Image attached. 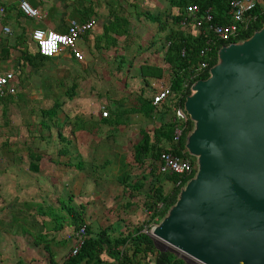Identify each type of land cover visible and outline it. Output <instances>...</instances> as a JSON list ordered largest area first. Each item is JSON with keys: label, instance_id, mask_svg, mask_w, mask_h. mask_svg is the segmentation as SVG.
<instances>
[{"label": "crops", "instance_id": "1", "mask_svg": "<svg viewBox=\"0 0 264 264\" xmlns=\"http://www.w3.org/2000/svg\"><path fill=\"white\" fill-rule=\"evenodd\" d=\"M19 1L0 0V8L4 9L0 25V43L9 35L4 34L2 28L8 27L10 34L19 37L21 44L18 48L23 50L29 43L35 45L31 34L36 29L65 32L70 20L83 23L76 17L72 18L76 10L85 9L86 13L91 14L88 20L96 21L94 30L86 40L81 39V36L77 43L78 49L84 55L83 62L76 61L67 51L53 57L65 62L64 64L51 62L50 58V61L45 62L46 64L38 62L40 67L35 69L26 63L16 62L20 53L11 54L9 58L0 60V65L4 66L5 70L10 68L11 70L7 72L14 74L16 89L15 95L12 96L14 103H7L5 115L0 104V130L3 131V138L0 137L2 138L0 140V213L4 208L5 220L9 216H15V212L18 214V221L13 222L11 228H3L6 226L3 224L2 227L0 226V243L5 245L4 251L8 246V250L17 253V262L22 259L27 264H45L47 255L43 252L42 246L34 245V238L45 237L52 252V247L58 246V241L61 240L59 238L67 237V229L65 230L67 225L61 230L54 228L53 216L45 212L43 204L47 208H51L52 205L51 210L54 208L60 210L58 209L60 197L66 199L72 197L70 201L74 202L79 195L76 191L75 193L72 192L73 190L70 191V187L76 184L78 186L79 181L85 179L82 173L87 172L86 167L91 166L97 159L96 155H100L101 150L116 152L108 148V135L109 139L116 137L112 131L103 139L98 137L99 133L104 134L107 131V127L116 128L104 123L100 108L105 107L108 114L127 112L118 118L119 128L126 127L128 123H138L140 120L155 122L154 116L148 118L138 112L129 111L138 109L140 102L149 100L160 87L169 86V79L166 76V64L162 61L163 51L152 54L158 48L155 46L162 40L159 39L150 50L142 53L139 51L142 46L131 26L135 15L132 11L136 5L128 4V0H125V3L123 0H110L108 3L104 0H26L42 15L40 20H35L39 21V27L34 29L28 26L29 22L34 20L21 13ZM112 11L125 12V17L128 16L130 21L131 36L120 37L115 43L113 39L108 40L107 45L102 41L95 48L93 46L95 37L101 35L103 28L112 21ZM119 65L122 69L118 72ZM148 65L163 69L162 77L155 79L148 76L144 79L141 75V67ZM103 69L107 71L103 72ZM7 72H0V75ZM15 74L18 76L17 81ZM92 74L111 76L116 83L114 85L117 87V94L113 95L108 91L110 84L102 81L103 92L98 98L82 96L81 89L84 85L79 79L88 76V89H92L96 87L95 82L92 80L91 83L89 77ZM74 88L76 91L72 93ZM23 93L25 99L22 98ZM70 94L73 96L69 97ZM63 97L67 101L65 105L62 104ZM56 102L62 104V110L57 113L53 122L62 129V138L56 127L50 125L49 120H42V113L53 108ZM20 104L24 106L23 116L20 117V114L19 117L12 116V109L15 106L20 107ZM14 120H17L18 125H14ZM43 125L47 126L42 128ZM141 129L139 128L138 135ZM93 141L94 146H92ZM112 142L115 146L114 141ZM58 184L64 185L63 193L58 189ZM38 205L42 206L41 209ZM60 207L62 208V205ZM2 215L3 213L0 214V222L4 218H1ZM18 226L23 227L21 233L15 231ZM5 259V256L1 257V262Z\"/></svg>", "mask_w": 264, "mask_h": 264}, {"label": "water", "instance_id": "2", "mask_svg": "<svg viewBox=\"0 0 264 264\" xmlns=\"http://www.w3.org/2000/svg\"><path fill=\"white\" fill-rule=\"evenodd\" d=\"M183 109L195 172L150 236L201 264H264V22L219 48Z\"/></svg>", "mask_w": 264, "mask_h": 264}, {"label": "trees", "instance_id": "3", "mask_svg": "<svg viewBox=\"0 0 264 264\" xmlns=\"http://www.w3.org/2000/svg\"><path fill=\"white\" fill-rule=\"evenodd\" d=\"M167 2L168 7L164 12L161 11L157 14L147 12L144 15L142 14L148 22L156 26V36L147 47H141L139 51L142 53L148 49L150 50L158 40L162 38V61L166 64V71L169 73L171 96L165 103L154 106L152 104L153 93L149 100L140 102L141 105L138 109H131V111H129L138 112L148 118L154 116L158 123H156V126L151 130L141 129L139 132V140L132 148L133 162L135 165H137L139 169L145 166L149 167L147 176H145L146 171H144L141 180L131 182V174L123 173L118 180L119 185L124 188V191L127 190L126 192L130 195L131 192L139 193L144 187L143 182L147 181L148 178L155 179V183H151L149 190L144 194L145 200L143 206L145 211L149 212L148 220L142 225L132 227L122 221L125 230L119 233L118 236L113 237L112 234L115 233V228L112 224L95 232L90 225L85 223V211L81 204L78 210L67 207L66 204H61L63 210L68 215L66 219L74 232L78 231L82 226H85L84 241L79 252L75 256L68 255L61 262H56L45 237L34 238V245L42 246L43 252L47 255L45 264H107V260L114 262L113 264H186L183 259L177 257L173 252L157 251L154 246V239L143 233L145 227L152 226L159 222L167 209L175 203L180 187L192 177L195 172V160L188 155L184 148L185 137L192 129L191 122L189 120L187 121L186 130L181 139L177 143H174L173 133L177 122L174 117L169 118V121H166L163 117L168 115L166 111L173 112L174 107L178 105L183 106L185 98L189 95L190 87L194 81L208 77V70L216 63L217 51L220 47L232 42L247 39L254 31L261 28L264 22V7L262 6L264 0H258L255 9L250 13V15L256 17V22L251 24L247 31L240 32L237 37H233L228 41L217 39L208 29L207 24H204L199 31H196L192 30L190 26L183 27L181 22L186 16V7L195 4L199 6L202 14L205 11L210 12L212 24H227L232 0H167ZM90 16L91 14L89 15L86 13L84 9L81 11L76 10L72 18L75 19V17H78L79 21L81 20V22H84L83 20H88ZM111 17L113 18L112 21L103 28L102 34L95 37L93 44L95 48L98 46L97 44H100L102 41L107 45V42L112 39L115 43L120 37L127 38L131 36L130 21L128 16L125 17V13L122 11H112ZM92 30L94 29L92 28L82 35L81 39L86 40L92 33ZM155 38L158 40L156 41ZM1 41L0 58L2 59L0 60H3L5 57L9 58L11 54L20 53L21 55L16 59V62L26 63L34 69L40 67L38 62L44 64L48 60L47 57L40 55L35 45H33L35 48H33L32 52L28 48L25 50L18 48L21 44L20 39L14 34H9ZM205 48L209 49L206 58L202 57L200 54ZM203 60L207 62V68L196 74V70ZM121 69L122 67L119 65L117 71L119 72ZM162 74L163 69L161 68L151 67L149 65L141 67V75L144 79L148 76L160 79ZM75 91L76 88H74L72 93ZM68 96L72 97L73 95L70 94ZM7 103H14V97L5 96L0 98V104L3 106V115L6 114V108H8ZM61 107L62 104L56 102L53 108L44 114L42 113L43 117H45V114L47 115L49 122H51L50 125L52 124L56 127L60 136L62 129L56 126L53 119H55L57 113L62 110ZM126 113L127 112H110L109 116L104 118V123L107 124V126L118 127L120 123L118 118ZM44 126L47 125H43V127ZM162 152H168L178 158L189 160L193 168L191 175L180 178L178 175L174 174H162L158 166L159 155ZM163 181H167L171 184V190L169 192L165 191ZM178 181L182 182L179 186L177 185ZM127 206H130V204H127ZM66 224L67 223L64 222L58 224L55 220L53 225L57 230H61ZM17 264H27V262L19 259Z\"/></svg>", "mask_w": 264, "mask_h": 264}, {"label": "rangeland", "instance_id": "4", "mask_svg": "<svg viewBox=\"0 0 264 264\" xmlns=\"http://www.w3.org/2000/svg\"><path fill=\"white\" fill-rule=\"evenodd\" d=\"M110 2V0H104ZM123 3H125V0H123ZM128 4L136 5L135 8H133V14L135 13L131 26L132 31L137 34L139 37V44H141L142 47H147L152 40H154V37L156 36V26L152 23L148 22L142 14H146L147 12L157 14L159 12H164V10L168 7L167 0H128ZM262 6L264 7V3H262ZM125 13V12H124ZM175 13V12H173ZM78 19V17H77ZM29 28L34 29L36 27H39V21H31L29 22ZM162 37V35H161ZM156 39V38H155ZM158 39H156L157 41ZM162 40V38H160ZM163 41L159 42L155 47H158L156 50L152 52L153 53H160L161 45ZM27 48L33 51V48H35L31 43L27 44ZM68 53V52H67ZM47 61H50V58H48ZM51 62H60L61 64H64L65 62L60 61L57 58H51ZM46 64V63H45ZM97 64V63H96ZM1 66V65H0ZM99 67V65H96ZM93 67H95L93 65ZM11 70L10 68L5 70L4 66L0 67V72H7ZM127 70V69H126ZM126 70L124 72H126ZM65 71V70H64ZM107 71V70H106ZM103 69V72H106ZM108 74V73H107ZM16 75V74H15ZM120 75V74H118ZM167 79H169V73L166 71ZM91 83L92 80L95 82L96 87L92 89H88L89 85L87 84L88 76H82L79 79V82L81 84L83 83L84 88H82V96H86L89 98H98V95L103 92L102 89V81H106L108 84H110V87H108V91H110L113 95L117 94V87L115 86L116 83L112 80L111 76H105V75H95L92 74L91 76ZM116 78V77H115ZM32 79V78H31ZM117 79V78H116ZM18 80V76L16 75V81ZM58 80V79H56ZM70 83V82H69ZM115 84V85H114ZM17 85V83H16ZM91 85V84H90ZM92 87V86H90ZM63 89V88H62ZM65 91V89H63ZM18 92V91H17ZM16 97L18 98L19 95L17 94ZM23 99H25V95L23 93L22 96ZM62 104L65 105L67 103L65 97L62 99ZM78 109V108H77ZM101 109V108H100ZM12 116H18L20 114V117L23 116L24 106L20 104V107H14L12 109ZM101 111V110H100ZM168 114L167 116H164L163 118L166 119V121H169V118H173V112L166 111ZM42 120L48 121L47 115L42 118ZM14 125H18L17 120H14ZM51 123V122H50ZM126 127H116V128H108L107 131L104 132V134L101 132L98 136L99 139H103L107 134H110L111 131L113 134L116 135L114 139H109L108 135V148L113 149L116 152H112L109 150H101L100 155H96V158L94 162L91 164V166H87V172H83L82 174L85 175L84 180L79 181V185L77 184L75 186L72 185L70 187V191L73 193L79 195V198H75L74 202L70 203L69 198L60 197L59 205L66 204L67 207H71L72 209L78 210L79 205L81 204L83 206V209L85 211V223L87 225H90L95 232H98L101 228L106 227L109 224H112L115 228V233L112 234L113 237L118 236L119 233L124 231V226L122 225V221H124L125 224L129 226H139L145 223L148 220L149 212L145 211V208L143 206L144 203V194L147 193L149 190V187L151 183H155V179L148 178L147 181L143 182L144 187L138 192H131L129 195L126 191H124V188L119 185V177L123 173H129L131 182H136L141 180L142 174L144 171H146L145 176H147L148 166L138 168L137 165L133 162V145L138 141L139 135L138 130L139 128L145 129V130H151L154 126H156V122L154 120H140L138 123H128ZM1 128V126H0ZM42 128H44L42 126ZM2 130H0V137L3 138ZM45 132H47L45 130ZM112 135V134H111ZM0 138V140H2ZM115 146H113V142ZM95 142H92V146H94ZM97 145V143H96ZM111 147V148H110ZM89 174V176H88ZM58 189L60 192L63 193L64 191V185L58 184ZM163 187L165 191L169 192L171 190V184H169L167 181H163ZM63 188V189H62ZM76 195V196H78ZM127 204H130V206H127ZM45 207L44 210L48 214H51L53 216L52 224H54V221L59 223H67V237L59 238L61 239L58 241V246L52 247V252L54 256V260L56 262H61L64 257L66 258L68 256V253L70 251V248L74 244L73 234L75 233L73 231V228L69 225L66 217L68 218L67 213L58 206V209L61 210H51L52 205H50L51 208H47L45 204H43ZM41 209L42 206L38 205ZM25 210V208H24ZM4 208L1 210V213L4 217L3 221L0 222V226L3 228H11L13 225V222L15 223L18 221L17 219V212H15V216H9L6 218V213L4 212ZM0 213V214H1ZM50 217V215H47ZM124 224V225H125ZM21 225V224H20ZM19 228V229H18ZM15 231L21 233L20 231H23V227L18 226ZM10 230V229H8ZM30 234V233H28ZM34 237H36L34 235ZM67 238V239H66ZM154 239V246L157 251H170L173 252L177 257L183 259L186 264H201L194 259L182 254L181 252L175 250L174 248L170 247L168 244L158 240ZM5 245L3 243H0V264H17V253L11 252L8 250V246L6 251H4ZM51 252V253H52ZM6 257V259L1 262V257ZM29 259V258H28ZM109 261V262H108ZM146 261V260H145ZM144 261V262H145ZM114 262L107 260V264H113Z\"/></svg>", "mask_w": 264, "mask_h": 264}, {"label": "built area", "instance_id": "5", "mask_svg": "<svg viewBox=\"0 0 264 264\" xmlns=\"http://www.w3.org/2000/svg\"><path fill=\"white\" fill-rule=\"evenodd\" d=\"M257 2L258 0H232L228 13L227 24H212V16L210 15L209 11H205L202 14L198 5H188L185 11V19L181 22V25L183 27L190 26L192 30L199 31L204 24H207L208 29L215 35L217 39L228 41L233 37H237L240 32L247 31L250 25L256 22V17L250 15V13L255 9ZM19 8L21 13L29 19L40 20L42 18L40 11L37 8L32 7L26 0L19 1ZM3 15L4 9L0 8V25ZM95 25V19H90L83 23L70 20L65 32H58L50 29H36L32 32L31 36L40 55L47 58H53L60 52L67 51L76 61L83 62L85 60L84 55L78 49L77 43L79 42L81 36L94 28ZM37 31L44 34L41 39L45 41L48 39L49 33H53L63 38L62 40H58L56 42V50L53 51L51 55L44 54L41 40H38L35 37ZM2 32L4 34H10V29L8 27H3ZM208 51V48L203 49L200 53L201 56L206 58ZM206 68L207 62L203 60L199 64L196 74H198L200 71H204ZM14 80L15 76L13 73L7 72L3 75H0V98L15 95L16 89L14 86ZM170 96L171 90L169 86L160 87L154 92L152 96V104L154 106L163 104L170 98ZM173 113L177 122L173 133V141L174 143H177L186 130L187 121L189 118L185 113L183 106L180 105L173 108ZM108 115L109 114L105 107H101V117L106 118ZM158 166L162 174H174L178 175L180 178L188 177L191 175L193 170L189 160L178 158L168 152H162L159 155ZM181 184V181L177 182L178 186ZM150 228L151 226L145 227L143 233L150 236ZM84 236L85 226H82L74 233L75 245L70 250L69 256H75L79 252L84 241Z\"/></svg>", "mask_w": 264, "mask_h": 264}, {"label": "clouds", "instance_id": "6", "mask_svg": "<svg viewBox=\"0 0 264 264\" xmlns=\"http://www.w3.org/2000/svg\"><path fill=\"white\" fill-rule=\"evenodd\" d=\"M43 33L37 31L35 34L36 39L41 40L42 47L44 49V54L51 55L53 51L56 50L57 44L56 42L58 40H62V37H59L53 33L48 34V39L42 40L41 38L43 37Z\"/></svg>", "mask_w": 264, "mask_h": 264}]
</instances>
